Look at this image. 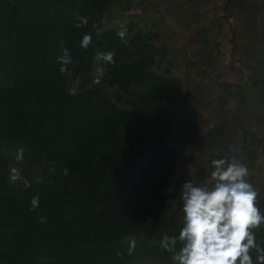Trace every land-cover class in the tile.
<instances>
[{"label":"rangeland","instance_id":"rangeland-1","mask_svg":"<svg viewBox=\"0 0 264 264\" xmlns=\"http://www.w3.org/2000/svg\"><path fill=\"white\" fill-rule=\"evenodd\" d=\"M154 3L0 0V264H173L161 240L183 226L181 185L211 182L212 160L225 155L247 164L264 214V137L226 142L215 158L197 149ZM76 16L87 26L75 27ZM62 48L72 57L65 73ZM109 50L114 64L95 59ZM17 124L28 132L13 140ZM32 135L44 152L22 145ZM254 232L264 247V224Z\"/></svg>","mask_w":264,"mask_h":264},{"label":"crops","instance_id":"crops-1","mask_svg":"<svg viewBox=\"0 0 264 264\" xmlns=\"http://www.w3.org/2000/svg\"><path fill=\"white\" fill-rule=\"evenodd\" d=\"M153 18L186 83L197 149L215 158L226 142L261 141L264 0H155Z\"/></svg>","mask_w":264,"mask_h":264},{"label":"clouds","instance_id":"clouds-1","mask_svg":"<svg viewBox=\"0 0 264 264\" xmlns=\"http://www.w3.org/2000/svg\"><path fill=\"white\" fill-rule=\"evenodd\" d=\"M75 27L87 26L89 17L76 16ZM127 29L121 27L117 35L123 40ZM92 43L91 34L85 33L80 47L87 50ZM114 50L97 52L95 59L114 64ZM57 61L59 71L65 73L72 63L67 48ZM102 73L95 83H100ZM24 147L16 152V159L22 160ZM235 151V149H233ZM211 182L195 184L191 179L181 185L183 226L178 236L163 235L161 246L172 252L173 264H264V247L257 243L254 230L264 224V214L257 206L258 190L249 182V168L236 156L225 155L211 162ZM68 175V169L63 170ZM20 172L13 168L10 180H20ZM30 187L29 181H23ZM32 210L39 206V193L31 199ZM41 222L45 218L41 217ZM182 246L177 251V242Z\"/></svg>","mask_w":264,"mask_h":264},{"label":"trees","instance_id":"trees-1","mask_svg":"<svg viewBox=\"0 0 264 264\" xmlns=\"http://www.w3.org/2000/svg\"><path fill=\"white\" fill-rule=\"evenodd\" d=\"M28 126H22L21 124H17L12 130V139L15 140L16 137H20L21 134L28 132ZM22 141V145L28 149L29 152L40 154L44 152L45 145L41 138L38 136L32 135L29 138H24ZM110 229V227L108 228Z\"/></svg>","mask_w":264,"mask_h":264}]
</instances>
